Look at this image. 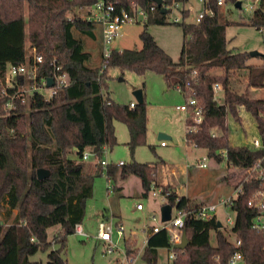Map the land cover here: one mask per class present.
<instances>
[{
  "label": "trees",
  "instance_id": "obj_1",
  "mask_svg": "<svg viewBox=\"0 0 264 264\" xmlns=\"http://www.w3.org/2000/svg\"><path fill=\"white\" fill-rule=\"evenodd\" d=\"M94 1L0 0V87L7 64L23 63L29 47H34L43 58L41 75H52L54 60L68 77L67 85L49 99L35 94L26 102L14 101L7 109L4 105L7 97L0 95V264H67L62 256L66 237L82 222L85 201L93 194L94 177L100 174L83 171V153L88 150L100 157L103 148L107 152L117 144L114 120L127 127L126 144L131 160L107 164L108 181L114 183L117 175L134 174L139 177L145 196L156 185V162H139L133 157L135 148L145 144L147 131L144 82L141 103L116 102L108 94L112 67L129 69L141 76L152 71L162 76L168 88L193 94L204 113L195 131H189L191 122L186 117L185 138L192 145L206 149L209 156L220 161L223 158L220 151L224 150L231 169L250 166L260 158L264 164V149L232 144L227 121L230 115L239 124L242 109L253 118L258 131L264 132V97L251 95L252 89H264V47L254 55L227 47L226 28L233 21L219 16L215 0L208 3L215 14L197 23L185 22L189 10L182 11L183 20L176 23L182 32L177 60L147 29L151 23H175L169 22L167 14L158 7L142 25L138 34L140 47L113 48L106 64L96 67L86 63L91 53L84 48V41L86 36L94 38L95 29L99 28L93 21L82 18ZM114 1L126 8L131 2L142 6L153 2ZM249 24L257 29L264 26V12H255ZM252 59L258 62L253 63ZM214 67L220 68L221 73L210 72ZM193 70L196 74L191 73ZM241 74L245 81L243 89L238 86ZM215 83L222 88L220 102L214 99ZM149 149L154 152L153 145ZM71 150L76 158L69 157ZM38 168L47 169L48 176L39 179ZM100 169L102 172L101 166ZM232 172L228 171L226 178ZM257 186L254 177L243 182L231 207L235 221L229 230L218 225L217 216L208 219L186 216L183 229L188 244L184 249L174 248L175 256L168 258L167 264H228L237 248L243 254L242 264H264V234L250 227L257 211L246 204ZM156 187H160L164 202L172 207L195 205L169 185ZM54 225L59 229L49 240L47 230ZM211 232L215 234L214 244L209 242ZM235 239L240 241L239 247L235 246ZM123 243L125 253L134 257L139 247L137 239L123 235ZM162 247H169L164 228L148 233L140 258L146 264H156L157 250ZM39 250H47L45 263L30 259Z\"/></svg>",
  "mask_w": 264,
  "mask_h": 264
},
{
  "label": "rangeland",
  "instance_id": "obj_2",
  "mask_svg": "<svg viewBox=\"0 0 264 264\" xmlns=\"http://www.w3.org/2000/svg\"><path fill=\"white\" fill-rule=\"evenodd\" d=\"M180 6L189 10V16L184 20L185 22H193L196 12L201 8V4L197 0H184ZM219 16L222 19L233 21L226 28L227 47L247 52H261L263 50L264 29L259 31L255 26L250 25L247 12L224 5L219 8ZM169 22L171 21L169 20ZM147 29L173 60H177L182 47L180 26L176 23H151ZM141 30L142 24L123 25L113 46L117 49L140 47L141 41L138 34ZM100 43L101 36L97 28L94 38L85 37L84 48L91 53L86 62L87 65L96 67L100 64ZM251 61L253 63L258 62L256 59ZM210 72L220 74L221 70L214 67ZM109 75L108 94L119 103L135 101L133 91L141 89L143 82L145 85L147 131L145 144L138 145L134 150V159L139 162H156L161 159L167 166L174 168L180 175L178 179L184 183L182 188L184 193L193 202L215 203L221 198H227L232 192V185L231 182L225 180L228 167L226 157L224 155L220 161H217L214 156L207 154L206 149L194 147L195 145L186 141V114L175 107L184 103L185 100L178 89L168 88L162 76L152 71L141 76L129 69L121 70L118 67H112L109 69ZM244 85L245 81L241 74L238 86L243 89ZM251 95L252 97H264V89H252ZM216 96V100L220 102L222 92H217ZM240 110L241 122L239 124L234 122L230 115H227L231 129L230 139L232 144L246 145L250 135L258 134V129L253 118L242 109ZM113 125L117 144L111 150L109 149L106 154H101L100 157L91 154L87 159L81 161L83 171L90 174L99 172L100 174L94 177L93 194L85 201V215L81 224L88 237L75 232L67 235L65 248L62 251V256L67 264L124 263L125 248L122 235L127 236L134 230L136 236L133 238L136 237L137 244L141 247L144 238V233L141 231L142 227L154 222L158 223V220L151 219V215L154 214L158 217L160 213L162 196L159 192L152 194L150 191L147 196L143 195L140 179L134 174H128L126 177L117 175L114 183H111L107 179L106 168L100 172V164L98 163L101 159L107 160L108 164L119 161L124 163L131 160L130 151L126 144L129 138L126 125L118 120H114ZM159 133L169 136V138H164L165 146L160 145L163 138H158ZM149 145H153L154 152L149 149ZM68 155L70 158H76L73 150ZM203 158L206 164L204 168L198 165V162ZM181 170H183V175L180 174ZM234 174L232 172L231 180H234ZM115 183L119 187L117 192L113 188ZM108 185L111 188L108 189ZM137 203L143 206L142 210L136 208ZM226 215V210L222 206H218V219L224 223ZM10 220L11 217L8 222ZM100 221L113 224L111 239L113 248L110 252L106 251L108 243L96 238ZM120 228H122V233L119 231ZM55 230L56 225L48 228L49 240ZM209 242L214 244V232L210 233ZM138 252L134 256L136 258L134 264H146L144 260L138 258L142 255L141 252V255H138ZM46 253L47 250H39L31 255L30 259L41 260L45 263ZM166 254V247L158 248L156 264H167Z\"/></svg>",
  "mask_w": 264,
  "mask_h": 264
},
{
  "label": "built area",
  "instance_id": "obj_3",
  "mask_svg": "<svg viewBox=\"0 0 264 264\" xmlns=\"http://www.w3.org/2000/svg\"><path fill=\"white\" fill-rule=\"evenodd\" d=\"M201 4L200 10L196 12L194 23L200 21L205 16H213L215 10L208 5L209 0H197ZM183 1L180 0H161L160 8L165 14H167V20L171 22H181L183 20L182 11L187 9L180 4ZM214 5L218 10L221 6L229 5L232 8L243 10L248 13L249 18L255 12H264V0H215ZM158 8L157 4L153 1L151 4L142 6L137 2H131L129 6L119 7L114 0H96L94 1L86 13L82 15V18L91 20L98 26L101 34L100 44V60L101 65L106 64L110 52L113 48L114 41L118 37L120 28L125 24H144L148 20L149 14ZM188 10V9H187ZM177 12V13H175ZM250 20V19H249ZM264 26L258 27L259 31H263ZM43 63V58L37 53L34 47H29L24 56V62L21 64L9 63L6 66L3 82L0 87V95L6 96L5 107L10 109L14 101L26 102L31 96L38 94L44 99L52 97L59 89L65 87L68 83V77L65 71L61 70V67L52 60V75L46 76L40 74V65ZM196 74V70L191 72ZM52 79V85L47 86V78ZM222 92L221 85L215 83L213 85L214 99L217 98L216 93ZM181 92V91H180ZM184 96V103L176 105L175 107L186 114V117L190 119L191 124L188 125L189 131H195L199 128V125L203 118L204 110L199 100L188 92H181ZM130 106H134V102H130ZM215 135L214 132L211 133ZM161 145L165 144V141H160ZM249 148H262L264 149V132L256 135H250L248 143ZM104 154H106V148ZM94 153L85 151L83 153V159H87L89 155ZM221 155H225V151H220ZM123 162L119 161L118 164ZM102 170L106 168L108 164L107 160L101 159L99 161ZM201 166H205L204 159L201 161ZM237 179L232 183V194L227 198H221L215 203H203L199 202L195 205H187L188 207L178 209L171 207L170 218L167 221L161 222L159 225L150 224L141 229L142 233L146 237L148 233L157 232L160 229H166L168 232L169 247L168 258L173 259L175 256L174 245L181 241V233L184 226V218L186 216H192L199 219H208L212 216H217L218 206H222L226 210L227 215L225 222H220V227L225 230H229L235 221V211L232 210V205L237 195L241 192L242 184L244 181L251 177H254L257 181V188L251 192L246 199V204L249 207L256 209L257 213L252 217L250 227L257 232L264 234V164L262 158L258 159L255 163L246 167H232ZM232 177V176H231ZM110 187V185H108ZM138 209L142 208V205L138 203L136 205ZM232 213L231 215L229 213ZM218 217V216H217ZM155 220V216L151 217ZM113 225L111 222L100 221L98 225L97 237L106 241L108 247L107 252L112 251L111 246ZM122 233V228L119 229ZM74 232L80 235L86 236L87 234L82 230L80 224H76ZM124 235V234H123ZM122 235V236H123ZM136 235L135 231L129 233L130 237ZM233 238V237H232ZM235 246H240V241L234 240ZM124 263L121 264H134L135 257L128 256L125 251L123 253ZM215 258H218L216 255ZM243 254L239 248L235 249L228 259V264H242Z\"/></svg>",
  "mask_w": 264,
  "mask_h": 264
},
{
  "label": "crops",
  "instance_id": "obj_4",
  "mask_svg": "<svg viewBox=\"0 0 264 264\" xmlns=\"http://www.w3.org/2000/svg\"><path fill=\"white\" fill-rule=\"evenodd\" d=\"M99 49H100V47H99ZM100 61V60H99ZM179 91V90H178ZM180 92V91H179ZM181 93V92H180ZM182 94V93H181ZM216 100V99H215ZM131 101V100H130ZM217 101V100H216ZM160 134V133H159ZM166 135V134H165ZM158 138H163V139H161V140H164V138H169V136H165V137H160L159 135H158ZM165 141V140H164ZM187 141V140H186ZM188 142V141H187ZM189 143V142H188ZM191 144V143H190ZM161 145V144H160ZM166 145V142H165V144L164 145H161V146H165ZM194 147H196V146H194ZM198 148V147H197ZM204 159V158H203ZM201 161H202V159H201ZM201 161L200 162H198V165L199 166H201ZM158 162V163H157ZM156 164H157V174H156V181H155V184L156 185H161V186H167V185H169L179 196L180 195H182V196H185L187 199H189V197H187V195L184 193V191H183V184L184 183H182V181L181 180H179L178 178H179V173L174 169V168H172V167H169V166H167L166 164H165V162L164 161H160V159L158 160V161H156ZM94 165H96V164H94ZM186 166H188V164H186ZM201 167H206V164H205V166H201ZM97 168H99L98 166H97ZM100 169V168H99ZM98 169V170H99ZM230 169H231V167H227V173H226V175L228 174V171H230ZM180 174L181 175H183V170H181V172H180ZM126 177V176H125ZM224 177V176H223ZM230 177H231V175H229V178H225V180H227L228 182H231V185H232V182L233 181H231L230 180ZM156 185H154V186H152L151 187V189H150V191L152 192V194H155V193H157V192H159L160 194H161V192H160V187H156ZM109 188H111V186L110 187H108V189ZM114 191H118L117 190V186H116V183L114 184ZM231 194H232V192H231ZM230 194V195H231ZM229 195V196H230ZM161 196H162V194H161ZM189 201L192 203L193 201H191L190 199H189ZM194 204H197V203H195V202H193ZM199 203V202H198ZM138 204V203H137ZM162 205L163 204H165V202H164V200H163V196H162V203H161ZM161 205V206H162ZM172 207V206H171ZM137 208V207H136ZM138 209V208H137ZM143 209V206H142V208H140V209H138V210H142ZM152 216H155V220H158V223H151V224H155V225H159V224H161V222H163L162 220H161V215H160V213H159V215H158V217H156V215H151V217ZM152 219V218H151ZM154 220V221H155ZM80 225H81V227H82V224L81 223H79ZM113 225V224H112ZM147 226V225H146ZM145 227V226H144ZM144 227H142V228H144ZM59 229V226L58 225H56V230L55 231H57ZM82 230H83V227H82ZM84 231V230H83ZM132 231H134V230H132ZM85 232V231H84ZM86 233V232H85ZM87 234V233H86ZM148 235V234H147ZM136 236V235H135ZM87 237H88V235H87ZM96 238L97 239H99L97 236H96ZM136 238V237H135ZM146 238H147V236L145 237L144 236V238H143V245L140 247V249L138 250L139 252H138V255L140 254V252H142V249H143V247H144V245H145V242H146ZM101 240V239H100ZM104 241V240H103ZM158 251V250H157ZM167 251H168V249H167ZM137 255V256H138ZM138 258H140V257H138ZM166 259L168 260V257H167V254H166ZM135 260H136V258H135Z\"/></svg>",
  "mask_w": 264,
  "mask_h": 264
},
{
  "label": "water",
  "instance_id": "obj_5",
  "mask_svg": "<svg viewBox=\"0 0 264 264\" xmlns=\"http://www.w3.org/2000/svg\"><path fill=\"white\" fill-rule=\"evenodd\" d=\"M153 1L157 4L158 7H160L161 0H153ZM256 53H259V52H256V51H250L249 52L250 55H254ZM52 83H53L52 82V79L50 77H48L47 78V86H51ZM133 94L135 96V101L137 103H141L143 101V94H142V90L141 89L134 90L133 91ZM159 136L160 137H165L166 135L163 134V133H160ZM36 173H37V177L39 179H42V178L48 176L49 171L47 169H44V168H38L37 171H36ZM170 212H171V205L168 204V203L163 204L160 207L161 220L162 221L169 220V218H170ZM218 225L220 226V222H218ZM187 244H188V239H187V236H186V231H185V229H183L182 230V233H181V241L179 243L175 244L174 245V248L184 249Z\"/></svg>",
  "mask_w": 264,
  "mask_h": 264
}]
</instances>
